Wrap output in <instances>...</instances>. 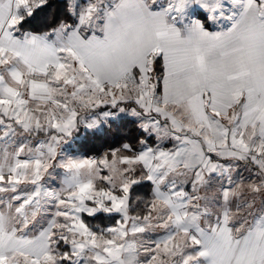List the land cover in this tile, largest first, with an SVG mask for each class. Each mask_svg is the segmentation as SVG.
<instances>
[{
    "label": "snow or ice",
    "instance_id": "6c2138e0",
    "mask_svg": "<svg viewBox=\"0 0 264 264\" xmlns=\"http://www.w3.org/2000/svg\"><path fill=\"white\" fill-rule=\"evenodd\" d=\"M47 3L0 0V264H264V0H66L24 30ZM120 114L135 146L65 150Z\"/></svg>",
    "mask_w": 264,
    "mask_h": 264
},
{
    "label": "trees",
    "instance_id": "16d2710c",
    "mask_svg": "<svg viewBox=\"0 0 264 264\" xmlns=\"http://www.w3.org/2000/svg\"><path fill=\"white\" fill-rule=\"evenodd\" d=\"M65 5L66 0H48V3L42 9L37 10L23 24L24 30L44 31L46 30L45 25L55 26L68 15ZM194 15H200V12H194ZM129 107H132V105H129ZM139 135L140 132L135 119L120 117L111 121L109 125L102 126L98 131H91L81 127L69 139H71L78 153L87 158L99 157L109 149L120 147L124 142H131L135 146L136 138ZM132 195L133 199L138 195L148 199L150 198V187L136 186ZM137 211L143 213V205H140L132 214H136ZM84 219L94 228L97 226L107 227L114 223V220L108 219L104 214H98L95 218H89L84 214Z\"/></svg>",
    "mask_w": 264,
    "mask_h": 264
},
{
    "label": "crops",
    "instance_id": "0c3cea01",
    "mask_svg": "<svg viewBox=\"0 0 264 264\" xmlns=\"http://www.w3.org/2000/svg\"><path fill=\"white\" fill-rule=\"evenodd\" d=\"M192 11H193V14H194V12H199L198 9H193ZM255 173H256L255 168L248 169V168H245L243 165H241L238 173L233 174V179L237 183H240L241 180H243V182L246 184V183L254 181L256 179ZM224 184L226 185L227 181H224ZM217 187H218V185H217ZM213 191H215V188L210 189L208 194L211 195ZM203 194L204 193L202 192L201 195H203ZM247 195H250V193H248ZM262 202H264V197H260L259 199H257V201H256L257 208L261 205Z\"/></svg>",
    "mask_w": 264,
    "mask_h": 264
},
{
    "label": "rangeland",
    "instance_id": "374dc122",
    "mask_svg": "<svg viewBox=\"0 0 264 264\" xmlns=\"http://www.w3.org/2000/svg\"><path fill=\"white\" fill-rule=\"evenodd\" d=\"M106 110H107V109H106ZM120 117H130V118H133V117L127 115V114H120L118 118H120ZM97 131H98V130H97ZM17 139H21V138L18 137ZM33 143H35V140H34V139H33ZM64 148H65V150H66L68 153H70V154L73 155V156H77V155H79V156L83 157V156L80 155V154L78 153V151L74 148V146H73V144H72V142H71V139H69L68 142L64 145ZM21 158H23V157H21ZM60 171H61V170H57L58 173H59ZM52 183H53L54 185H58V181H52ZM150 235H152L153 237H155L156 233H150Z\"/></svg>",
    "mask_w": 264,
    "mask_h": 264
}]
</instances>
